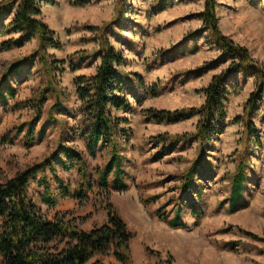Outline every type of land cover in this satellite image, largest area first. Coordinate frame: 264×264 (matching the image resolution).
Returning <instances> with one entry per match:
<instances>
[{"label": "rangeland", "instance_id": "1", "mask_svg": "<svg viewBox=\"0 0 264 264\" xmlns=\"http://www.w3.org/2000/svg\"><path fill=\"white\" fill-rule=\"evenodd\" d=\"M203 2L124 0L121 23L106 33L125 61L120 66L126 71L122 87L130 106L128 112H117L127 119L126 125L132 129V138L124 149L128 188L112 189L108 198L132 232L130 264H264V94L257 110L248 114L257 140L251 136L244 149L246 205L230 212L225 200L229 193L228 175L234 170L246 135L244 104L255 88L254 79L247 77L239 91L229 93L225 129L203 150L209 176L205 178L202 173L199 178L195 176L194 188L184 193L185 172L200 153L198 142H179L170 153H165L171 146L169 137L194 132L197 116L159 122L144 112L148 108L174 110L199 106L204 101L201 88L212 74L224 67L220 64L201 74L196 71L218 55L214 40L207 32L200 31L199 12ZM216 3L222 33L246 46L255 59L264 61V0H216ZM116 6V0H95L86 5H74L70 0L43 3L41 19L54 30L61 42L60 48L48 47L42 52L39 42L33 38L20 47L0 49L1 81L6 68L14 61H21L18 71L7 76L15 88L14 98L8 97L6 104L0 101V139L6 138L0 141V167L8 175L41 160L54 149L58 139L65 141L67 130L78 123L80 115L76 111L78 101L73 78L93 74L99 60L92 62L90 58H83L80 61L77 57L80 52L91 51L98 45L93 40L96 31L87 27L108 22ZM16 36V33L1 34L0 43ZM78 63L76 69L71 68ZM237 79L241 81L240 77ZM42 94L45 97L42 114L36 121L34 105ZM55 102L60 106L50 114ZM34 120L35 131L46 123L45 136L27 146L25 131ZM21 125L22 131L12 139ZM73 143L84 150L80 138L76 137ZM159 150L164 154L153 159ZM103 160L97 155L94 159L89 157L87 164L92 168L100 166ZM59 175L70 189L74 187L75 169L61 171ZM39 191L35 183L31 184L30 194L37 198ZM154 194L158 198L143 203L144 198ZM106 201L103 194L92 191L82 201L58 197L55 206L40 205V202L38 205L46 219L65 213L79 228L89 230L106 221L102 206ZM198 201L203 215L195 222L189 203ZM221 201L223 207L219 206ZM162 204V211H168L169 216L173 208L181 206L188 227L171 228L159 220L155 209ZM85 264L122 263L111 254L96 253Z\"/></svg>", "mask_w": 264, "mask_h": 264}, {"label": "trees", "instance_id": "2", "mask_svg": "<svg viewBox=\"0 0 264 264\" xmlns=\"http://www.w3.org/2000/svg\"><path fill=\"white\" fill-rule=\"evenodd\" d=\"M70 1L74 5H86L95 0ZM43 3L53 4L54 0H0V35L17 34L15 38L2 41L0 49L20 47L33 38L39 42V49L42 52L48 47L60 48L61 42L54 30L41 19ZM116 5V12L108 22L87 27L90 31H96L93 40L98 45L91 51L80 52L77 60L90 58L92 62L96 59L99 62L93 74H79L73 78L78 101L76 111L80 116L76 126L67 130L66 140L58 139L49 154L11 176L0 167L2 264H85L96 253L111 254L122 264H130L129 242L132 232L108 200L110 190L124 191L128 188L125 179L127 171L124 149L132 138V129L126 125L127 119L117 114L120 110L128 112L130 107L122 87L126 71L120 66L125 61L106 35L108 29L120 24L124 17V0H116ZM216 5V0H204L199 12L200 31H205L211 36L218 49V55L196 71L201 74L214 66L224 64L220 72L212 74L209 82L201 88L204 101L199 106L174 110L148 108L144 109V112L148 118L159 122H175L197 116L194 132L169 137L171 146L169 145L170 148L165 153H170L179 142L192 140L198 142L200 153L185 172L182 185L184 193L194 188L192 180L195 176L199 178L201 173L205 178L209 176L203 161V150L225 129V106L229 93L239 91L247 77L254 79L255 88L244 104L246 135L234 170L228 175L229 193L225 200L228 203L227 209L234 212L246 205L243 200L247 183V159L244 158V149L251 136L253 140H257L254 123L248 118V114L257 110L258 101L264 94V61L255 59L246 46L222 33L218 26ZM8 17L10 19L4 25L3 22ZM20 62H12L2 76L4 82L0 80V101L3 104H6L8 97L14 98L15 88L7 81L9 79L7 76L18 71ZM77 65L79 63L70 66L76 69ZM238 77L241 81L237 79ZM44 99L42 94L34 105L36 121L41 117ZM59 106V103L55 102L51 106L50 114ZM64 109L67 112L70 110L68 107ZM50 117L51 120H55L54 117ZM35 120L28 124L25 131L27 146L39 142L45 136L46 123L35 131ZM22 128L21 125L12 139L22 131ZM76 137L82 140L84 150L73 143ZM0 141L4 142L6 138L2 137ZM162 151L154 153L152 158L156 160L161 157L164 154ZM97 155L104 158L102 164L90 168L87 159L89 157L94 159ZM72 169L76 170L77 176L74 187L70 189L59 172ZM33 183L40 190L37 198L30 194ZM92 191L98 192L99 195L103 194L107 199L106 203L102 204L107 217L103 224L89 230L79 228L74 219L66 218L65 213H57L51 220L46 219L38 205L40 202V205L55 206L58 197L82 201L87 199ZM158 196L150 195L143 199V203H150ZM222 204L221 201L219 206L223 207ZM163 206L164 204L155 209L159 220L171 228L188 227L182 217L181 206L172 209V216L168 215V211H162ZM189 207L195 222H199L203 215L199 201L190 202Z\"/></svg>", "mask_w": 264, "mask_h": 264}]
</instances>
